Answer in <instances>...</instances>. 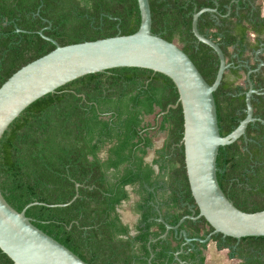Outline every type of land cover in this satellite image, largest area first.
Segmentation results:
<instances>
[{
    "label": "trees",
    "instance_id": "1",
    "mask_svg": "<svg viewBox=\"0 0 264 264\" xmlns=\"http://www.w3.org/2000/svg\"><path fill=\"white\" fill-rule=\"evenodd\" d=\"M258 1L149 0L151 31L181 45L205 81L212 84L218 57L194 37L193 14L203 8L217 9V17L202 13L197 27L200 34L219 44L230 61V47L235 46V51L243 50L242 45L253 48L247 41L248 31L258 35L264 32ZM139 25L137 0H0V87L21 67L54 50V44L39 35L40 31L65 46L131 35ZM239 77L238 69H230L213 94L221 136L232 132L246 115L245 97L239 94L245 90L235 86ZM258 82L261 85L263 80ZM177 100V90L168 77L140 68L86 75L43 96L12 122L0 139L1 194L18 212L32 202L43 203L27 208L26 217L87 264H164V250L169 245H147L149 235L140 230L135 239L127 237V227L120 224L115 208L128 199L124 186L135 180L124 178L118 186L112 185L104 177V163L98 153L111 144L110 151L122 152V158L110 162L109 167L123 163L125 150L130 151L138 135V116L158 109L163 113L160 129H169L167 147L173 146L175 162L170 191L176 213L170 217V224L190 215L186 207H180V191H186L187 205L195 204L185 172L183 146H178L183 136L180 104L165 113ZM251 102L254 117L264 121V98L254 95ZM105 112L111 113L109 120L103 119ZM246 136L247 140L241 137L219 147L216 176L235 207L254 213L264 209V124H249ZM76 183L78 197L73 203L49 206L69 202ZM184 227L190 237L203 239L212 231L203 218L187 219ZM114 231L125 237L117 238ZM211 241L217 243L218 250L234 247L229 257L241 260L239 264H264V237L242 238L236 244L235 239L218 234ZM187 258L195 257L189 253ZM0 264L13 263L0 251ZM198 264H205V256Z\"/></svg>",
    "mask_w": 264,
    "mask_h": 264
},
{
    "label": "water",
    "instance_id": "2",
    "mask_svg": "<svg viewBox=\"0 0 264 264\" xmlns=\"http://www.w3.org/2000/svg\"><path fill=\"white\" fill-rule=\"evenodd\" d=\"M140 25L131 35L85 41L65 46L38 32L52 42L54 50L28 63L12 74L0 87V139L9 125L32 103L53 93L60 87L86 75L115 68H140L160 73L174 84L178 100L165 111L180 104L183 117L184 165L189 189L198 209L196 217H183L176 231L185 220L203 218L212 231L202 244L211 241L213 235L233 238L236 244L242 238L264 237V209L254 213L239 210L225 196L217 181L216 158L219 147H226L243 137L247 140L248 124L264 121L253 116L252 97L257 94L247 73L248 91L245 93V118L228 135L221 136L217 122L214 92L225 72L230 68L219 46L198 31V19L209 12L217 17L216 8H203L192 17V33L198 43L213 50L218 57V70L212 84H208L196 66L182 49L151 31L152 19L149 0H137ZM217 6V4H216ZM230 8H228V13ZM19 31V30H17ZM264 96V92L262 93ZM79 184H75V195L65 203L49 205L65 207L78 197ZM36 205L32 202L20 212L5 200L0 191V251L13 264H87L76 254L60 244L26 217V209Z\"/></svg>",
    "mask_w": 264,
    "mask_h": 264
},
{
    "label": "flooded vegetation",
    "instance_id": "3",
    "mask_svg": "<svg viewBox=\"0 0 264 264\" xmlns=\"http://www.w3.org/2000/svg\"><path fill=\"white\" fill-rule=\"evenodd\" d=\"M247 41L253 48H244L245 45H242L243 50L235 51V46L230 47L229 50L233 54L230 61L226 59L227 64L230 65L227 71L230 69L239 70L240 77L236 80L235 86L245 90V92L239 93L240 95L244 94L245 97V93L249 89L247 73L249 70H257L256 73H251L249 78L253 83V89L257 91L255 95L264 98L262 95L264 92V32L258 35L253 31H248ZM240 52H243V54L239 55ZM234 58L237 59V64L233 63ZM258 79L263 80L261 85ZM159 113V110L156 109L150 115L138 116V122L140 120V124L137 126L138 135L133 139L132 143L134 145L130 151L125 150L126 159L123 163L117 167H109L110 162L115 163L122 158V152L119 151L115 154L110 151L111 144L105 145L98 153V158L104 163L105 179L112 185L118 186L124 178L135 180L133 184L124 186L128 199L122 201L115 208V214L118 216L120 224L127 227V237L135 239L140 230L142 234L148 233L149 235L147 245L155 242H159L161 245H169V248L164 250L166 254L164 264H168L169 261L170 264H198L200 258L205 256L206 252L203 249L205 244L198 241V239L203 238L189 236L186 227H184V222L187 219L177 227L176 231L167 227H176L183 217H196L198 215L196 210L198 209L195 204L187 205L185 202L186 191H180L179 195L182 203L180 207H186L190 211V215H184L176 224H170V217L176 213L174 204L171 201L170 191L171 170L175 162L171 152L173 146L167 147L169 129L168 126H165L163 130L160 129L163 113ZM104 115V120L111 118V113L105 112ZM157 135L162 138L156 142ZM146 139H149L148 144H146ZM178 146L180 147V143ZM159 225L164 229L161 230ZM113 233L117 235V238L125 237L116 231ZM155 233H157V236H155ZM215 248L220 251L217 249L216 242ZM224 250L228 253L227 258L229 260L235 259L229 257L230 250L235 251L234 247ZM189 253L194 254V260L187 258ZM152 258L153 254L151 253L148 259L149 263H151ZM240 262L241 260H239Z\"/></svg>",
    "mask_w": 264,
    "mask_h": 264
},
{
    "label": "crops",
    "instance_id": "4",
    "mask_svg": "<svg viewBox=\"0 0 264 264\" xmlns=\"http://www.w3.org/2000/svg\"><path fill=\"white\" fill-rule=\"evenodd\" d=\"M258 4L260 5L261 17L264 18V0H259ZM207 248H206V252H205V264H214L215 260L212 261V256H211V252H210V246L208 245ZM223 251L224 250L217 251L216 248H215V252H217V255H219V256L224 254ZM235 261L239 262V260H237V259L229 260L227 257H225L224 260L222 261V263H233ZM216 263L217 264H221V262L219 260H217Z\"/></svg>",
    "mask_w": 264,
    "mask_h": 264
},
{
    "label": "rangeland",
    "instance_id": "5",
    "mask_svg": "<svg viewBox=\"0 0 264 264\" xmlns=\"http://www.w3.org/2000/svg\"><path fill=\"white\" fill-rule=\"evenodd\" d=\"M174 43H176L180 48H181V45H179L177 42H174ZM162 137L160 136V135H157L156 136V142L157 141H159L160 139H161ZM208 245L210 246V252H211V256H212V261L213 260H215V263L214 264H217L216 263V261L217 260H219L220 262H221V264H239V262L238 261H235V262H233V263H222V261L224 260V258L225 257H227V252H226V250H224L223 251V253L224 254H222V255H217V252H215V242H213V241H210L208 244H207V246H206V248L208 247ZM208 249V248H207Z\"/></svg>",
    "mask_w": 264,
    "mask_h": 264
}]
</instances>
